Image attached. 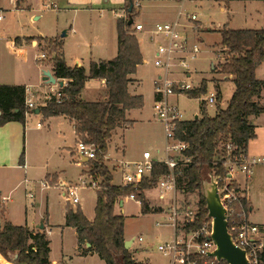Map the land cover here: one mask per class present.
Wrapping results in <instances>:
<instances>
[{
	"label": "trees",
	"instance_id": "obj_1",
	"mask_svg": "<svg viewBox=\"0 0 264 264\" xmlns=\"http://www.w3.org/2000/svg\"><path fill=\"white\" fill-rule=\"evenodd\" d=\"M127 7L128 0L124 10L128 16L133 17L134 10L129 14ZM127 23L121 18L116 21V56L109 60L90 62L88 73L81 67L71 68L66 65L62 52H57L60 46L55 40H40L55 54L49 60L54 77L67 83L60 88L59 98L51 95L46 106L39 108V112L45 118L66 116L74 122V131L80 140L85 144H92L96 149L95 159L89 160L90 174L100 180L94 220H87L79 208L67 209L65 224L75 228L78 245L85 248L88 244L105 264H140L132 259L130 251L124 249L125 217L115 214L114 209L122 198L134 194L135 199L141 201V213H150L142 192L154 188L157 179L167 173L165 165L154 163L149 179H142L136 188L134 185L120 187L112 183L111 171L105 165L107 144L115 129L132 126V122L126 120L125 113L143 107L142 96H130L127 92V86L131 82L128 76L135 74L137 65L142 63L139 45ZM219 35L220 48H224L221 54L224 61L219 63L214 72L233 82V95L226 107L221 109V94L216 83L214 87L217 103L214 116H208L205 102L202 101L200 117L178 122L175 126L176 137L189 147L183 152V157L188 162L175 169L177 186H181L184 192H197L199 198L198 219L189 228H195L207 220L205 200L200 195L204 174L215 170L216 176L225 178L222 162L226 144L230 143L235 148L232 154L246 153L247 142L255 137V128L249 122V117L264 113V105L255 101L264 85L255 76L257 67L264 61V29L235 31L222 28ZM87 79L105 80V98L102 101L89 102L80 97ZM205 91L206 82H202L198 89L188 90L184 94L200 97ZM24 97L25 87L0 85V126L8 122L25 123ZM243 203L247 205L245 198ZM262 248L259 264H264V246ZM0 255L12 264H51L44 230L31 232L24 226L17 227L8 222L0 229ZM9 255L16 258L12 259Z\"/></svg>",
	"mask_w": 264,
	"mask_h": 264
},
{
	"label": "crops",
	"instance_id": "obj_2",
	"mask_svg": "<svg viewBox=\"0 0 264 264\" xmlns=\"http://www.w3.org/2000/svg\"><path fill=\"white\" fill-rule=\"evenodd\" d=\"M12 4L14 2H11ZM19 1V2H18ZM188 2H196V0H132L133 2V10L134 15L132 17L133 23H141L143 27L146 29H151L152 26L156 23H169L175 20L179 21V18L183 15L182 7L184 4ZM244 2L248 7H256L255 14H247L243 17V25L235 26L230 22V26L228 29L231 30H261L264 29V23L261 22V19L264 18V2L262 1H246V0H230L225 2V7H229L230 3L233 2ZM20 3V7L17 6ZM126 4V0H51L45 5L46 10H54L56 11L57 19L62 16V19H66V22H71L69 25H66L64 28L56 27L54 33L50 35H46L42 31L39 32L38 35H26L21 32V34H16L8 38V40L4 41L3 44H0L1 48L6 49L8 52V56H12L13 59L19 60V64H16L12 70H8L6 64L0 63V85H8V86H16L20 85L25 88H28L33 94L32 102L35 104V108L33 110H29L25 106V123L21 124L20 122H8L2 126H0V222L1 228L5 222L12 224L13 226H24L29 231L35 232L37 230V226L42 222L44 225L45 236H47L48 247H49V261L51 264H72L74 260L85 262L89 258H98L100 261L99 264H105L92 249L85 246L78 245V235L76 234V230L73 227H67L65 222V212L67 209L76 210L80 209L83 216L89 220H94V209L96 206V192L98 189H94V204L93 207L86 211L79 204L76 206H69L67 204L62 211V223H55L51 219L48 212H45V194L48 191H52L53 188H57L60 191V195L62 197V187L64 185H76L77 182L81 178H88L91 176L90 170L91 165L89 164V160L86 158H78L76 153V144L80 140V137L74 131V122L67 118L66 116H52L51 118H45L42 116L40 112L35 114V109L43 108L46 106L47 102L50 100L51 95L54 94V91L60 88L67 83V81L62 80V86H60L58 81L54 77L53 66L49 62V60L39 59V55L36 54L34 49L39 48V44L37 40H49L55 39V41L59 44L58 47L59 53L62 52L65 64L69 67H81L85 69V72L88 73L90 62H97L99 60H109L116 56L117 54V29L115 28L116 21L122 17L124 7ZM135 4L137 6L135 7ZM258 4V5H257ZM13 8L11 10H20L24 8V0H15V3L12 4ZM54 5V6H51ZM17 6V7H16ZM225 8L221 7L223 11ZM95 14H98L99 17L102 16H111L113 18V26L112 32L114 33L113 42L116 46L115 53H109L107 51L108 45L111 47V42H101L97 46L94 45V42L83 41L82 30L80 29V21L87 20L92 18ZM1 16V14H0ZM2 17V16H1ZM42 18L41 14L32 13L30 17V21L39 20ZM3 19H0L2 22ZM227 24V23H226ZM81 25V24H80ZM199 30H193L195 32H190L193 34V38L188 37L189 43H193V41L197 43H201V34L204 32H217L219 35V31L224 27H219L218 25H206L205 27H201ZM106 31L107 28L109 32H111L110 26L107 28L103 27ZM64 29V30H63ZM61 31L65 33L64 37L59 35ZM138 34L140 32L135 33V37L137 43L140 48L142 63H146V59L143 55V50L141 48V44H139ZM111 35V34H110ZM186 36V35H185ZM3 38V34L0 35ZM111 37V36H110ZM26 38H31L30 44L25 42ZM112 38V37H111ZM191 38V39H190ZM220 38V35H219ZM17 39V40H16ZM95 46V49H98V54H94L90 51V54L83 60L78 59L75 54L86 52L88 49H92ZM32 49V51H30ZM149 51V50H148ZM155 51V48L153 52ZM42 52V51H41ZM30 54L33 55L32 60H29ZM113 55V56H112ZM154 55V53H153ZM12 59V58H11ZM137 65L136 69L141 65ZM258 68V67H257ZM45 72L51 73L54 77L56 83L48 84L46 81H43V75ZM257 69L255 71L256 76ZM136 73V72H135ZM189 73V77H190ZM156 75L153 79L155 82ZM131 79V82L127 86V92L130 96H142L137 93V88L139 87L140 81L139 79H135V74L128 76ZM225 78V77H224ZM257 78V76H256ZM259 79V78H258ZM261 80V79H259ZM264 82V80H261ZM201 85V83L199 84ZM199 87V86H198ZM197 89V87H195ZM264 85L259 92L257 98H255L256 102H259L261 105H264ZM234 91V86L230 89L229 99L223 102V98L221 95V102L219 103V107L221 109L225 108L228 101L232 97V93ZM105 92V80H97V79H87L85 82V86L80 93V97L85 101L89 102H98L104 99ZM153 103L156 99L155 94L153 93ZM143 97V96H142ZM224 103V106L221 107V104ZM143 106H144V98H143ZM207 105H205L206 107ZM216 106V105H215ZM153 107V105H152ZM178 107V106H177ZM179 109V108H178ZM139 110V109H137ZM137 110H129L126 114V120L132 122V126H121L120 128L115 129V132L107 144V153L105 155V159L108 162L109 160L113 162V166L118 162L127 161L125 159H111L109 156V148L111 144V140L114 136L117 135V132L123 136V132L133 128L134 125L137 124L136 120H133V112ZM180 110V109H179ZM153 113V112H152ZM195 117V116H194ZM194 117L192 119H194ZM200 116H197V118ZM39 119V120H36ZM154 121H157L154 117ZM190 120V119H189ZM142 122V121H141ZM148 122V121H147ZM158 122V121H157ZM249 122L255 128V137L247 142L246 154L248 157H259L264 156V113L259 114L258 116L249 117ZM257 125H255V123ZM31 125V126H30ZM39 125V126H38ZM163 130V129H162ZM121 136L119 139H121ZM25 141L26 151L27 145L37 147L40 150V155L44 156V159L39 162L32 164L29 160V156H27V152L24 156V151L22 147V143ZM163 147V146H162ZM118 150V149H117ZM120 151H122L123 156H125L126 148L121 143ZM159 150V154H152L149 150L145 149L142 151H149L152 156H157L162 158L163 148H157ZM155 150V151H156ZM141 153V155H142ZM141 155L136 157L135 161H138L141 158ZM73 168V171H76V181L66 182V173L70 168ZM117 171V170H116ZM264 167L259 166L256 167L253 171V174L246 178L244 174H234L231 177L233 180V184L235 188L239 191L240 195L246 200V208L248 219L252 215L254 207L251 202V197H249L248 188L250 184H259L262 182L264 184V178H261V172L263 173ZM113 175V173H112ZM113 177V176H112ZM42 182H45L49 187L43 188L40 185ZM98 182L100 180L98 179ZM114 184V183H113ZM122 184V183H121ZM121 184L116 185L120 186ZM36 187L33 188V186ZM115 185V184H114ZM91 188V187H87ZM22 193V194H21ZM32 195V199L29 198V195ZM19 195L22 197H19ZM146 196V194H145ZM2 197L6 198L4 202L1 203ZM63 198V197H62ZM79 198V195H78ZM26 202L31 205L32 208L41 206L40 211L37 213L36 211L31 213L30 220L27 218L26 211ZM124 199L130 200L129 198H122V206L120 204L115 206L114 213L122 214L125 217L123 234L125 239H128L125 228L127 224V220L129 217L126 216L124 212ZM24 202V203H23ZM136 203L135 201H133ZM137 204V203H136ZM141 209V204H140ZM119 210L120 212L118 213ZM141 211V210H140ZM154 214V213H151ZM250 221V219H249ZM251 222V221H250ZM54 229H57V232L60 233L61 238V258L52 259L51 251H50V243H51V235L54 232ZM67 234L72 240L70 245L66 244ZM262 236V233L260 237ZM139 238V237H138ZM135 239L133 238V243L131 247L135 244ZM132 254V259L137 263L148 264L147 262L137 261L135 258L134 252ZM3 261L6 262L4 257H2ZM102 262V263H101ZM169 263V261H168ZM12 264V263H9Z\"/></svg>",
	"mask_w": 264,
	"mask_h": 264
},
{
	"label": "rangeland",
	"instance_id": "obj_3",
	"mask_svg": "<svg viewBox=\"0 0 264 264\" xmlns=\"http://www.w3.org/2000/svg\"><path fill=\"white\" fill-rule=\"evenodd\" d=\"M51 0H24V8L18 10H11L13 7L9 0H0V14L2 16L3 21L0 22V35L3 34V38L0 37V44H3L4 41L8 40V38L15 36L16 34L24 33L26 35H38L40 31L46 33V35H52L55 31L56 21L58 28H64L66 25H69L71 22H66V19H62L60 16L59 19L56 17V11L54 10H46L45 5L48 4ZM19 2V1H18ZM256 5V4H255ZM248 7L246 3L238 1L229 4V7H225L224 0H196V2H188L184 4L182 7L183 15L179 18V23L183 26L182 32L186 37L193 38V34L190 32L193 31L194 22H190L187 18V15L195 14L197 17V25L201 27H205L206 25H218L219 27L226 28L230 26V22L235 26L243 25V17L247 14H255L256 7ZM258 5V4H257ZM17 6H21L20 3ZM16 6V7H17ZM221 7L225 9L222 11ZM32 13L41 14L42 18L39 20L30 21V17ZM261 22L264 23V18L261 19ZM113 18L109 16L99 17L98 14H95L92 18L87 20L80 21V29L83 34V41H92L94 45L97 46L101 42H111L112 50L108 45L107 51L109 53H115L116 46L113 42L114 33L112 32L113 26ZM227 23V24H226ZM116 24V23H115ZM108 26L111 28V32L108 30ZM67 27V26H66ZM107 28L105 31L104 28ZM200 28V27H199ZM196 29L197 30H199ZM64 30V29H63ZM61 34V31L59 35ZM111 34V35H110ZM112 38H111V37ZM49 40H55L50 39ZM139 44H141V48L143 50L144 58L146 59V63L141 64L135 73V79H139L140 84L137 88V93L141 94L144 98V106L137 111H134L133 120H136L137 124L134 125L133 128L123 132V136L119 132L117 135L113 137L111 140L110 148H109V156L111 159H125L127 161H135L138 155L140 156L142 151L147 149L152 154L156 153L157 148H163L164 146V130H162V126L159 122L154 121L153 113H152V105L153 103V93H154V77L156 75L163 74V70L156 67L154 65V55L153 50L156 46L154 42L147 40V36L143 33L138 34ZM190 38V39H191ZM31 38H26L25 42L30 44ZM47 40V41H49ZM201 43L200 52L197 56L192 60H187L189 64L188 71L190 72V77L188 79H184L187 83H191L194 87H200V83L206 82V91L205 94L200 97H191L185 94L172 95L169 98V102L174 103L178 106L181 112H183V120L189 121L194 116L201 115V105L202 101L206 98L208 93L214 92V85L217 83L218 91L222 95L223 102L229 99V92L232 86H234L231 80L224 79L223 76L214 72V69L218 67L220 60L217 58V53L220 49V38L217 32H204L201 34ZM39 44V48L34 49L35 53L38 55L40 53H44L48 60L50 57L55 55L51 53L48 49V46L42 43L40 40H37ZM93 46L92 49H88L86 52L75 54L78 59H85L90 51L94 54H98V49H95ZM4 47V44H3ZM149 50V51H148ZM32 51V49H30ZM42 51V52H41ZM59 53V50H57ZM8 52L6 49L0 47V63L6 64L8 70H12L16 64H19V60L13 59L12 56H8ZM112 55V56H113ZM33 55L30 54L29 60H32ZM12 58V59H11ZM177 63V62H176ZM180 73V74H179ZM257 78L264 80V61L261 65L258 66L256 72ZM182 71L178 64L174 65L173 72L169 75L171 79L182 78ZM216 92V91H215ZM264 93V90H263ZM224 106V103L221 104V107ZM216 107L214 106H206L205 112H207L208 116H214ZM39 120V119H36ZM142 121V122H141ZM148 121V122H147ZM257 125L256 122H254ZM31 126V125H30ZM121 136V139L119 137ZM121 143L126 148L125 156H123L122 151L119 150ZM24 151V156L27 152V156L30 158V162L32 164L39 163L41 159H44V156L40 155V150L34 145H26L25 141L22 143V147ZM118 149V150H117ZM120 159V160H121ZM105 165L111 171V175L113 173L112 183L115 185L121 184V175L118 171H116L113 166L112 160L106 161ZM71 167L70 170L66 173V182H74L76 181V171ZM132 171V169H131ZM207 177V173L204 174V178ZM261 178H264V171L261 172ZM36 185L33 186V188ZM178 194L176 198L180 200L181 203L195 207L198 204V194L197 192H184L182 187H178ZM249 197H251V202L254 207L252 215L250 216V221L252 224L256 225L259 230L262 232L261 241L264 245V184L259 182V184H250L248 188ZM22 194V193H21ZM144 199L148 202L150 213L142 214L140 205L134 203L133 201L124 199V212L126 216L129 217L126 224V234L128 239L136 238L135 244L128 248L127 251L131 253L134 252L135 258L140 262H147L148 264H168V258L164 257L159 251H157V247L159 244L170 241L173 237V233L171 229L165 225H157V222H164V218L161 214L157 213V209L160 207L167 208V205L161 203L157 199V190L154 188L145 189L142 192ZM146 194V196H145ZM80 206L83 205L86 211L90 210L93 207L94 200V189L92 188H80L78 190ZM45 196V212H48L51 219L55 223H62V211L67 204L69 206L73 205L72 203H67L60 195V191L57 188H53L52 191L46 192ZM19 197H22V195ZM27 218L30 220L31 213L36 211L37 213L40 211L41 206L39 207L36 204V207L32 208L28 202L25 201ZM23 202V203H24ZM76 206V205H73ZM118 213L120 212L117 210ZM156 212L157 214H151ZM142 236L143 242L138 243L137 238ZM51 243H50V251L52 259L61 258V238L60 233L57 232V229H54L53 234L51 235ZM127 240V239H125ZM72 240L67 234L66 244L70 245ZM5 259V258H4ZM6 260V259H5ZM7 261V260H6ZM8 262V261H7ZM5 262L0 257V264H9L10 262ZM98 258H89L85 262L74 260L72 264H99ZM102 263V262H101ZM223 262H218V264H222ZM217 264V263H216ZM224 264V263H223Z\"/></svg>",
	"mask_w": 264,
	"mask_h": 264
},
{
	"label": "built area",
	"instance_id": "obj_4",
	"mask_svg": "<svg viewBox=\"0 0 264 264\" xmlns=\"http://www.w3.org/2000/svg\"><path fill=\"white\" fill-rule=\"evenodd\" d=\"M136 6L137 4H135ZM187 18L190 22L195 23L193 30L199 28L196 24L197 17L195 14L187 15ZM121 19L128 21L126 10L123 11ZM130 28L134 35L136 32L143 33L147 36V40L156 44L153 61L156 67L163 70V74L155 78L154 94L156 99L154 100L152 112L164 130L165 142L162 158L154 157L149 151H145L138 161L121 160L115 165V169L121 175V187L134 185L136 188L142 179H149L154 163L165 165L167 173L157 179L154 189L157 190V199L166 204L167 208L161 209L159 207L157 209V213L163 216L164 222H157L156 226L165 225L169 227L173 237L170 241L159 244L156 250L168 258V264H216L218 262L215 257L211 256V253L215 251V245L210 238L211 220L207 219L199 226L189 228L198 219V205L195 207L187 206L176 198L179 189L175 169L180 164L184 165L188 162V159L183 157V152L189 147L175 135L176 124L184 121L183 112L178 109L176 104L170 103L169 98L172 95L184 94L188 90L195 89L191 83H187L184 79H188L190 73L187 60H192L197 56L200 52V45L195 41L189 43L188 38L182 32L183 26L178 20L169 23H156L151 29H146L141 23L135 22L132 23ZM222 49L224 48H220L217 53L220 63L224 61L221 55ZM39 59H46V55L41 53ZM175 64L180 66L184 77L169 78ZM53 95L59 98L60 91L57 89ZM33 97L34 94L28 88H25V106L29 110L36 107L32 102ZM204 102L205 105L214 107L217 103L216 92L208 93ZM76 149L78 158L95 159L96 149L92 144H85L79 140ZM234 149L230 143L226 144V154L222 162L226 173L225 178L216 176L215 170H213L211 172L212 180L217 185L218 197H220L222 207L225 210L227 231L232 235L233 243L237 248L245 250L249 264H259V254L264 246L260 238L262 232L249 221L247 208L243 203L244 197L235 188L231 177L234 174H244L246 178H249L256 167H264V156L248 157L245 152L232 154L231 152ZM156 154H159V150H156ZM215 165L216 163H214ZM40 185L43 188L49 187L45 182ZM99 186L98 178L91 175L89 179L81 178L76 185H64L62 187V197L67 203L78 205V190L80 188L99 189ZM29 198L32 199L31 194ZM127 198L135 201L138 205L141 204L140 200L135 199L134 194H130ZM5 200L6 198L2 197L1 203ZM137 242H143V237L137 238Z\"/></svg>",
	"mask_w": 264,
	"mask_h": 264
},
{
	"label": "water",
	"instance_id": "obj_5",
	"mask_svg": "<svg viewBox=\"0 0 264 264\" xmlns=\"http://www.w3.org/2000/svg\"><path fill=\"white\" fill-rule=\"evenodd\" d=\"M133 2L128 0V13L132 12ZM133 23L132 17L128 16V26H131ZM65 33L61 34V37H64ZM43 81H46L48 84H55L56 81L54 77L49 72H45L43 75ZM62 86V82L58 83ZM38 109H35V114H38ZM197 119V116L194 117ZM200 188V195L205 200V209L207 212V219L211 220V236L214 245L215 251L211 253V256L215 257L217 262H223L225 264H249L245 250H241L235 246L233 243L232 235L227 231V220L225 215V210L222 207L220 197L217 193V185L212 180L211 173L207 174L206 178H203ZM122 206V202H120ZM1 229V222H0ZM37 229L43 230L44 225L41 222ZM133 243V239H127L124 241V249L128 250ZM89 247V245H86ZM12 259H15L16 256L9 255Z\"/></svg>",
	"mask_w": 264,
	"mask_h": 264
}]
</instances>
